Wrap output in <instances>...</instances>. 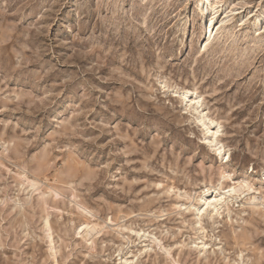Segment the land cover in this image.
Instances as JSON below:
<instances>
[{
  "label": "rangeland",
  "instance_id": "rangeland-1",
  "mask_svg": "<svg viewBox=\"0 0 264 264\" xmlns=\"http://www.w3.org/2000/svg\"><path fill=\"white\" fill-rule=\"evenodd\" d=\"M198 1L0 0V264H264V0ZM214 4L238 9L208 46ZM222 170L253 192L200 230Z\"/></svg>",
  "mask_w": 264,
  "mask_h": 264
},
{
  "label": "bare ground",
  "instance_id": "bare-ground-1",
  "mask_svg": "<svg viewBox=\"0 0 264 264\" xmlns=\"http://www.w3.org/2000/svg\"><path fill=\"white\" fill-rule=\"evenodd\" d=\"M238 2H240V1H238ZM197 3H198L199 8L201 9V15L202 16L205 15V8H204L205 1L199 0ZM218 7H219V4H216V5L214 4L212 6V8H210V9L208 8L209 19L204 24V27L206 28V32L208 31V35L205 39L206 44H208V46L212 43V41L214 39V35L221 31V29L226 25V23L231 19L232 15L235 14L236 10L238 9L237 7L228 9L227 12L223 13V16L219 15L217 17ZM252 13H253V11H249L248 13L242 15L241 17H239L240 20L238 22H241V24L246 23V20L248 19V17L251 16ZM261 28L262 27H260V29ZM175 93H176V95L179 94V95L183 96L182 101H187V102L192 101L193 102L192 99H196V100H194L195 103H193V107H194L193 109H197V108L201 107V102H202L201 98L199 99L198 96H196L195 98L194 97L192 98L191 95H193V92H191L190 90L184 89L181 91L180 89H177L175 91ZM213 124H216V126H215L214 130L212 131L210 137H211L212 141H217L218 140V133H219V129H220V127H219L220 123L218 121L215 122V120H212L211 125H213ZM0 144H1V148H2L0 155L6 154L9 151L10 146L12 144L11 139L7 140L4 137V131H2L1 128H0ZM0 164L2 166H5L3 161H1V158H0ZM8 170H9V168H8ZM219 174H220V177L217 179V183H213L211 181V184L209 186H206L203 189L202 193L199 195L200 203L197 205V207H195L194 215H195V219H196L195 223L200 225V230L205 229V227L202 225L203 224L202 219L205 215H208L212 219L220 217L222 215V209L224 206L226 207L227 211H230V204H231V202H233V200L237 201V199L241 198L242 196L248 197V195L250 194V191L252 189H254L252 187V185L245 179H243L241 181L235 180L233 183H231L229 185H225L223 179L229 177V175L226 174V172H224L223 170L220 171ZM16 176L19 179L20 186L25 187V189L30 188L31 191H41L40 182H38L35 179H31L26 173H24V171H23V173H16ZM262 183H264V181ZM174 189L175 188L172 187L171 191H169V189H168V191L170 193H172ZM175 190H177V188ZM52 191L55 192V189L53 190L52 188H48V191H41L40 192L42 195L43 203L45 205L47 204V202L44 198V194L47 192H52ZM251 192H253V191H251ZM58 193L59 192H55L56 195H58ZM178 193H180V192H178ZM178 193H176V194H178ZM182 193L179 194V197L183 196L189 202L181 203V204L175 203L174 205H175V207L179 208L180 210L183 209L184 211H190L192 209V207L195 206L194 200L196 197V193H195V195L189 194L186 192L183 195ZM261 195H262V192L260 190L258 191V189H256V193H254V195H250V197L247 198V201H245V203H244V207L247 206L252 211L260 210L261 206L264 207V194L262 196ZM39 197H40V195H39ZM233 204H234V202H233ZM84 209H86V208H84ZM243 210H245V209H243ZM89 223H90L89 220H85L84 222H82L80 224V227L77 230V234H79L80 236H82V238H84L86 240L90 239L91 235H93V233L91 234V230L96 229L95 225L91 226ZM197 224H196V226H199ZM45 225H46L45 228H47V230L50 233L51 225H50L48 220H46ZM88 228H89V230H88ZM121 229H123V228H121ZM131 231H133V230H131ZM136 233L139 235V232H136ZM228 234H231V233H228ZM49 237H51L50 234H49ZM232 237L234 238V240L236 242V243L234 242L235 244L239 243L241 238H239L235 234ZM199 239H201L199 242V245H201L200 246V252H204L205 249L208 247V242L205 240L204 235L200 236ZM232 241H233V239H232ZM194 242H196V241H194ZM123 261L126 263V262H128V259H124Z\"/></svg>",
  "mask_w": 264,
  "mask_h": 264
},
{
  "label": "built area",
  "instance_id": "built-area-1",
  "mask_svg": "<svg viewBox=\"0 0 264 264\" xmlns=\"http://www.w3.org/2000/svg\"><path fill=\"white\" fill-rule=\"evenodd\" d=\"M0 148H1V144H0Z\"/></svg>",
  "mask_w": 264,
  "mask_h": 264
}]
</instances>
